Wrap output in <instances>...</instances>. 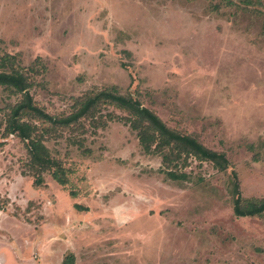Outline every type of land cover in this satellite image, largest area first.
<instances>
[{
	"label": "rangeland",
	"instance_id": "1",
	"mask_svg": "<svg viewBox=\"0 0 264 264\" xmlns=\"http://www.w3.org/2000/svg\"><path fill=\"white\" fill-rule=\"evenodd\" d=\"M12 71L52 116L115 87L228 165L164 163L107 105L103 127L48 135L68 184L45 173L35 187L25 144L4 132L20 96L0 87V264H264V214H233L235 183L264 199V0H0Z\"/></svg>",
	"mask_w": 264,
	"mask_h": 264
},
{
	"label": "trees",
	"instance_id": "2",
	"mask_svg": "<svg viewBox=\"0 0 264 264\" xmlns=\"http://www.w3.org/2000/svg\"><path fill=\"white\" fill-rule=\"evenodd\" d=\"M32 78L33 76L20 71L0 73V87L11 89L20 96L17 104L8 106L4 132L16 136L25 144L28 159L23 167H26L28 172L23 173L32 177L35 187L43 185L45 173L61 187L68 184L61 161L53 158L45 146L47 138L49 139L48 135L63 130H70L73 133L79 131L83 135L86 133L85 123L96 130L103 127V120L106 118H109V121L115 120L111 113L106 115L102 113L101 106L107 105L126 112L124 123L136 134L142 150L146 154L152 152L162 154L164 163L179 160L182 156H192L199 161L211 162L220 171L225 170L228 165L224 154L206 149L190 136H182L169 130L157 115L144 108L140 102L131 97L118 95L115 87L108 91L92 90L85 93L76 99V108L68 115H49L32 99L29 92L35 85ZM73 144L78 148L83 147L81 141H74ZM167 174L171 180H176V173L167 171ZM234 180L236 181L235 175ZM234 194L235 217H259L264 214V199L242 200L237 183L234 185ZM69 196L75 198L77 193L70 192ZM76 207L80 211H87V208Z\"/></svg>",
	"mask_w": 264,
	"mask_h": 264
}]
</instances>
